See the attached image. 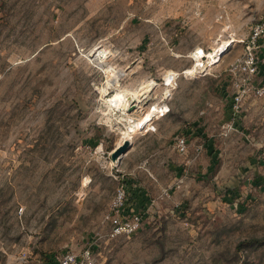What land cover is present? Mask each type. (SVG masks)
Instances as JSON below:
<instances>
[{
  "label": "rangeland",
  "instance_id": "374dc122",
  "mask_svg": "<svg viewBox=\"0 0 264 264\" xmlns=\"http://www.w3.org/2000/svg\"><path fill=\"white\" fill-rule=\"evenodd\" d=\"M263 12L264 0H0V264L86 247L97 264H264V95L235 110L231 70ZM220 39L235 42L199 64L196 48ZM118 93L142 108L116 109ZM155 105L168 112L126 138L121 115ZM121 185L140 187L126 211L143 221L112 237Z\"/></svg>",
  "mask_w": 264,
  "mask_h": 264
},
{
  "label": "built area",
  "instance_id": "2783aa9c",
  "mask_svg": "<svg viewBox=\"0 0 264 264\" xmlns=\"http://www.w3.org/2000/svg\"><path fill=\"white\" fill-rule=\"evenodd\" d=\"M264 46V12L251 26L246 40V53L238 57L233 63L231 70L234 73L243 74L239 78L238 91L234 94L233 108L238 110L246 93L252 91L257 96L264 95V82L260 85L250 84V77L258 72L261 58L256 48ZM170 110V109H169ZM168 111L160 110L157 116L165 115ZM177 150L185 154L189 150L188 136L184 133L176 138ZM128 200L127 189L121 185L110 203L105 220L111 223L110 236L116 237L125 233H132L138 229L143 221V215L138 211H126ZM133 209V208H132ZM57 264H97V258L91 247H86L81 252L72 250L64 251L58 258ZM47 264V263H45Z\"/></svg>",
  "mask_w": 264,
  "mask_h": 264
},
{
  "label": "bare ground",
  "instance_id": "6f19581e",
  "mask_svg": "<svg viewBox=\"0 0 264 264\" xmlns=\"http://www.w3.org/2000/svg\"><path fill=\"white\" fill-rule=\"evenodd\" d=\"M235 42L234 39L230 40H222L217 44V47L215 48L214 52H208L206 53L203 48L197 47L194 55L196 56L197 60H201L199 64L204 65V57L208 56L209 58V64H213L217 61H219V55H223L225 52L224 49L227 44L231 43L233 45ZM221 52V53H220ZM92 55H94L95 58L100 59L103 55V50L97 49L95 50ZM95 60V59H94ZM202 67V66H201ZM195 68L192 67L189 69V71H194L193 69ZM115 69V68H114ZM108 79L107 83L112 84L114 78H118L120 75L123 74L121 70L115 69V70H109L108 72ZM177 74L176 72L173 71H168L166 73V78L170 82L171 78L174 77V75ZM165 78V79H166ZM137 98L134 97H129L125 98L122 94H116L113 98L110 99L111 104L115 105L116 109L117 107L120 109L121 107H125L126 110H131V112H138L142 107L138 108L137 106H134V103L136 102ZM141 100V99H140ZM160 109L157 105L153 106L152 108L150 107V112L148 115L140 117L139 119H130L126 114L121 115V118L126 121V131H125V137L130 138L132 133L136 132L137 130L147 127V121L152 117L155 116L157 117V114L159 113ZM109 115V114H108ZM150 123V122H149ZM149 125V124H148ZM114 161V160H113Z\"/></svg>",
  "mask_w": 264,
  "mask_h": 264
},
{
  "label": "water",
  "instance_id": "95a60500",
  "mask_svg": "<svg viewBox=\"0 0 264 264\" xmlns=\"http://www.w3.org/2000/svg\"><path fill=\"white\" fill-rule=\"evenodd\" d=\"M231 47V43L227 44L224 51H227ZM129 147V140H125L124 143L119 144L113 151H112V158L113 160H118L121 157V154L126 151Z\"/></svg>",
  "mask_w": 264,
  "mask_h": 264
},
{
  "label": "trees",
  "instance_id": "16d2710c",
  "mask_svg": "<svg viewBox=\"0 0 264 264\" xmlns=\"http://www.w3.org/2000/svg\"><path fill=\"white\" fill-rule=\"evenodd\" d=\"M136 191L142 192L141 189H140V187H138V188L137 187H134L132 189L131 193L128 191L130 193L128 200L131 199L130 201H132L133 204H136V203L138 204L139 203L138 202V198H137L139 196H138V194L135 193ZM45 263H47V264H57V262L56 261H53V260L52 261H46Z\"/></svg>",
  "mask_w": 264,
  "mask_h": 264
}]
</instances>
